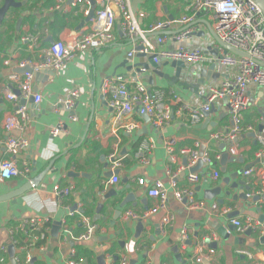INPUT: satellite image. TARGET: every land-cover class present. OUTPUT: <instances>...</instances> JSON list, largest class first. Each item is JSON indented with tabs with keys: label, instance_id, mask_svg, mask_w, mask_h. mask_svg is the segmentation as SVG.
<instances>
[{
	"label": "crops",
	"instance_id": "obj_1",
	"mask_svg": "<svg viewBox=\"0 0 264 264\" xmlns=\"http://www.w3.org/2000/svg\"><path fill=\"white\" fill-rule=\"evenodd\" d=\"M68 1L14 0L17 4L23 3L22 6L11 7L0 26V87L10 84L7 77L11 73L22 76V73L17 72V63L27 59L38 61V50L30 51L26 45L20 44L22 36H39V47L45 48L52 42L66 41L73 33L89 31L92 21L84 16L87 5L72 6ZM2 4L3 0H0V7ZM142 10L143 0H140L135 13L142 29L153 21L178 18L188 13L187 3L175 0H158L151 12L142 14ZM201 30L203 37L194 35L190 41L204 50L205 59L199 64L200 70L213 64L217 54L216 44L206 32V27L202 25ZM173 34L166 32L162 35L167 38L162 44L156 43L157 34H148L154 47L153 52L174 51L177 44L171 39ZM113 37V45L78 55L52 75L41 73L34 76L32 92L41 96L38 104L31 103L30 98L21 99L17 104L0 102V160L7 158L2 145L9 136L5 122L17 116L18 108L24 107L27 119L22 121L23 130L11 133L14 137H23L28 141V147L15 161L19 169L25 164L29 169L26 177L0 183V195L27 182L34 181L36 184L24 195L0 203V264H66L71 250L78 257L84 258V264H97L100 257L105 264H120L123 259L128 264H192L194 257L199 254L198 247L203 255L213 250L214 256L209 264H247L246 257L238 254L240 251H249L264 264V245L259 244L254 237H246L236 229L233 230L231 223L232 220L257 222L260 225L257 237L263 236L264 228L260 219L264 221V204L253 198L246 201L239 199L242 192L233 187L235 180L229 179L225 183L226 178L241 170L244 165L254 166L257 163L255 154L259 145L256 137L264 131V87L250 86L248 89L251 104L242 113V123L250 131L239 137L237 161L227 163L226 171L222 173L223 167L219 165L220 159L217 161L216 156L222 154L221 145H225L224 151L227 153L229 144L204 142L209 135L227 126L229 120L225 102L216 103L215 112L198 125H192L187 115L174 116L162 129L155 130L148 119L137 114L117 120L107 106L100 88L104 79L120 78L129 84L130 89H133L134 82H139L150 89L164 91L171 104L172 96L175 95L181 103L200 106L204 103V88L232 78L234 72L215 66L220 78L199 87L198 95H195L182 86L186 82L183 79L186 70L182 71L178 82L169 84L172 82L166 77H174L175 70L165 64V60L157 64L160 76L153 72L154 67L136 74L134 67L149 64L150 56L135 54L132 58L127 57L132 49L139 48V42H128L121 36L119 21L115 24ZM198 73L187 82L195 83ZM73 90L78 92V96L71 111L67 112L63 102ZM59 101L62 105L56 108ZM69 115L74 117L73 121L69 120ZM205 122L207 125L203 128ZM58 123L63 124V129L53 138L50 131ZM129 124H136L138 128L128 132L124 126ZM259 127H262L261 132ZM147 138H152L155 144L147 164H144L135 158V154L140 142ZM169 138L178 139L176 151L172 155L164 147V141ZM195 144L200 147L197 149ZM181 148L197 149L199 153L208 152L212 165H203L196 170L186 169L187 158L178 153ZM112 155L121 164L116 170L118 182L114 185L109 184L111 177H104L112 172ZM179 168L182 169L180 173L170 180L167 172H176ZM213 171L219 173L216 180ZM190 173L199 177L194 185L193 199L195 203L202 204L200 209L175 200L169 188L172 182L178 188H186ZM138 179H144L148 185L154 181L163 183L168 189L165 209L145 216L158 203L147 196L146 185H137ZM237 180L243 181L248 191L257 187L254 177L247 179L241 174ZM55 187H70L72 190L68 196L56 199L53 192ZM213 189H220V192L207 199L206 194ZM111 192L118 196L116 208L106 209L111 200L104 197ZM130 194L132 198L126 199L119 207L121 201ZM213 204H217L220 209H228L230 213L222 215L213 211ZM99 205L104 207L98 208ZM115 210L120 215L111 225ZM127 213L142 218H128ZM166 215L172 216L173 220L170 226L163 227L162 219ZM32 218L44 222L45 238L29 245L27 235L19 231L18 226ZM83 219H87L88 224L95 226L96 230L90 240L80 242L77 239L86 229ZM138 221L142 223V229L137 232ZM9 229L13 230L12 236ZM183 229L187 235L184 244L180 237ZM10 246L14 249L12 260L8 253ZM27 246L30 248L28 263L26 252L22 251ZM3 248L6 254L1 253ZM115 259V262L112 261Z\"/></svg>",
	"mask_w": 264,
	"mask_h": 264
},
{
	"label": "built area",
	"instance_id": "obj_2",
	"mask_svg": "<svg viewBox=\"0 0 264 264\" xmlns=\"http://www.w3.org/2000/svg\"><path fill=\"white\" fill-rule=\"evenodd\" d=\"M94 2L92 24L88 32H76L70 35L66 41H55L45 48L39 47V36L27 34L20 38V44L26 45L28 50H38L39 56L37 62L23 60L17 63V68H30V73H22V76L11 73L8 75L10 84L0 87V102L7 101L14 104L21 99L32 98L35 104L41 101V96L33 94L32 83L35 73L43 71L58 72L64 65L74 57L90 51L100 50L109 45H113V31L117 21H119L121 36L128 42H139L140 50L132 49L128 54V58H132L135 54L152 56L151 61L158 64L161 60L165 61H181L186 65V73L183 76L184 81L193 80L200 71L199 64L205 59L204 50L196 43H190L192 37L203 32L201 22L211 30V33L225 46L243 53L245 57H236L231 54H224L222 49L216 44L217 56L214 57L213 63L227 71L234 72L232 78L225 79L220 83H212L204 88V103L200 106H189L181 103L172 96V104L167 101L164 91L150 89L139 82H134L133 89L129 84L120 78H106L101 84V94L103 95L107 106L114 112L117 120H123L125 117L137 114L139 117H147L155 130L162 129L171 120L172 117H182L187 115L192 125H198L205 119V114L209 113L212 106L216 103L225 101L228 114V124L220 132L209 135L205 144L209 142L228 143L227 154L229 157L236 158L239 155V146L237 144L240 136L250 131L249 127H244L242 123V113L250 107L251 99L248 95L250 86L264 87V16L260 9L248 0H188L186 15L178 18L156 20L147 25L145 29L139 26L136 13L132 9V0H92ZM60 2V1H59ZM79 4L87 5L84 16L88 17L91 4L90 0H72L71 5ZM58 8V7H57ZM195 25L188 27L189 25ZM205 26V25H203ZM206 27V26H205ZM208 30L206 29V32ZM166 32L174 33L171 39L176 42L177 47L174 51H162L154 53V47L149 41L148 34H157L156 43L162 44L167 38L162 36ZM205 32V31H204ZM209 33V32H208ZM210 36V34H209ZM213 40V38L210 36ZM186 41L189 43L187 44ZM214 42V41H213ZM210 49V48H208ZM145 69H141L140 73ZM136 73V74H140ZM78 92L73 90L69 97L63 102V106L67 112H70L74 106L75 98ZM61 101L56 103V108ZM16 117H11L5 122V129L9 132L2 145L5 149L7 158L0 160V183L8 181L12 178L26 177L29 169L25 164L19 169L16 164V157L25 151L28 147V141L23 137L12 136L13 131L23 130L22 121L27 119L25 108L20 107L16 111ZM69 120L73 121L74 117L69 115ZM125 130L130 132L138 126L129 124L124 126ZM63 129V124L58 123L50 131L51 137H56ZM259 148L255 154L257 163L242 172V176L249 179L254 177L257 183L255 190L246 193V199L250 200L258 197V202L264 204V131L256 137ZM177 138H169L164 142V147L169 155L176 150ZM152 138L144 139L137 147L135 158L140 162L147 164L150 151L154 147ZM198 149L199 144H195ZM205 148V147H204ZM197 149L181 148L178 153L187 158V168L192 169L198 162L204 165H212L210 155L203 151L199 156ZM220 154L216 156V160L220 159ZM111 171L114 172L120 168V160L110 156ZM182 169L176 172L168 171L167 174L174 178ZM219 177L217 171H213V178ZM199 177L195 173L187 176L188 186L186 188H178L175 183L170 184L172 196L178 202H186L191 208L200 209L201 203L194 202V185L197 184ZM118 182V178L113 176L110 178L109 184L114 185ZM138 186H147V196L157 201L145 216L155 214L166 208L168 201V189L165 188L161 181H154L148 185L144 179L137 180ZM72 189L70 187L60 189L54 188V196L61 199L68 196ZM213 211L222 215L230 213L228 209H220L217 204L211 206ZM126 217L132 219H141V216L127 213ZM172 216L166 215L162 219V226L168 227L172 223ZM46 222V221H45ZM86 223L84 233L78 237V241L85 242L92 238L96 227L89 225L87 219H83ZM232 225L239 233L246 230L257 234L260 225L257 222L246 220L240 222L232 220ZM18 230L24 232L29 240V245L38 243L45 238L44 222L39 219H29L23 221ZM10 235L13 230L9 229ZM181 242L184 244L187 235L186 230L181 232ZM12 242L13 238H12ZM22 251L26 252V263L30 260V248L23 247ZM195 256L192 264L211 263L214 256L213 250H209L205 255L200 253ZM2 254H6L5 249L1 250ZM238 254L246 257L247 264H261L253 254L249 251H240ZM66 264H83L81 260L76 258V253L71 250L67 258ZM120 264H128L126 259Z\"/></svg>",
	"mask_w": 264,
	"mask_h": 264
},
{
	"label": "water",
	"instance_id": "obj_3",
	"mask_svg": "<svg viewBox=\"0 0 264 264\" xmlns=\"http://www.w3.org/2000/svg\"><path fill=\"white\" fill-rule=\"evenodd\" d=\"M248 1H251L253 2L259 9L260 11L262 12L263 16H264V0H248ZM69 3L72 2V0H69L68 1ZM140 3V0H133L132 1V9L134 12H136V8H137V5ZM23 3H15L14 0H3V4L2 6L0 7V26L2 25L3 23V20H4V17L7 13V11L12 7V8H19L22 6ZM90 4H91V9H90V12H89V15L87 17V20H90L93 18V10H94V2L92 0H90ZM19 23V21H18ZM17 23V24H18ZM203 25L206 26V29L208 30L210 36L213 38V41L222 49L223 53L224 54H231L233 56H236V57H245V55L243 53H240L238 51H235L227 46H225L224 44H222L214 35L213 33H211V30L209 29V27L206 25V23H203L201 22ZM196 23H193L191 25H189L188 27H191L193 25H195ZM204 33L201 32L199 34H197V36H202L203 37ZM141 47H139L137 49L140 50ZM209 51V49L207 50ZM139 54V53H138ZM142 55V54H141ZM146 56V55H144ZM217 56V54H216ZM151 58L152 56L148 57V59L150 60L149 64H138L134 67L136 73H140V70L143 68L145 70H150V67H154L153 69V72L156 74V75H161V73L158 71V65L154 64L152 61H151ZM165 64H169L171 68H173L175 70V75L174 77L172 78H169V77H166L168 78L167 80L171 81L172 83H169L170 85H173L174 83L178 82L180 80V76H181V73L183 70L186 69V65L184 62H181V61H167ZM264 67V64H260ZM18 73H30L31 70L30 68L26 67L24 69H20V70H17ZM43 73H48L50 75H52V72H46V71H43ZM41 73H35L34 76L37 77L38 75H40ZM220 78V73L216 71V67H215V63L211 64L208 68L206 69H201L198 73V78L196 79L195 83H192V84H189V82H183L182 83V86L185 87L187 90H189L191 93L195 94V95H198L197 92H198V89L199 87L205 85L206 83H209L210 81H217L218 79ZM31 103H33V99L30 98L29 100ZM225 102V101H223ZM214 106L211 107L209 113H206L205 114V119H208L209 115H211L212 113H214ZM146 119H148L147 117H145ZM207 123L205 122L204 125L202 126L204 128V126H206ZM199 127V126H198ZM262 131V127H259V132ZM220 150L222 151V154H221V157H220V160H219V165L221 167H223V169H221L222 173H225L226 169H225V166L227 163H233L235 161H237L235 158H230L228 156V154L224 151L225 150V145H221L220 146ZM202 152L203 151H200L199 153V156L202 155ZM204 164H202L201 162H198L195 166V168H193L192 170H196L198 168H201ZM205 166V165H204ZM252 167V164L250 165H244L243 168L237 172H235L233 175H230L228 178L225 179V183H228V180L229 179H232V180H235V184L233 185V187L235 188H239L241 190V195L238 196L239 199H242L244 201H246V192L249 190L248 187L245 186V183L241 180H237V177L239 175L242 174V172L248 170L249 168ZM117 173V171H114V172H110L108 173L107 175H104V177H113L115 176ZM35 182H27L25 184H23L22 186H20L19 188L7 193V194H4V195H0V203H3V202H10L14 199H16L17 197L19 196H22L24 195L26 192L30 191V189L32 187H35ZM220 192V189H213L211 191H209L207 194H206V198L207 199H210V198H213L216 194L218 195V193ZM106 200H111L107 206L105 207L106 209H115L116 208V203H117V200H118V196L115 192H111L109 193V196H106L104 197ZM132 198V195H128V197L124 198L121 203L119 204V207L122 206L123 202L126 200V199H131ZM236 197H234L235 199ZM254 201H258V197H254L253 198ZM222 201H219V203H221ZM104 206L103 205H99L98 208H103ZM75 209V207H74ZM235 215H237L236 213H234ZM120 215V212L115 210L114 211V215H113V223L118 219V216ZM233 215V216H235ZM260 223H262L263 225V228H264V221L263 219H260ZM126 227L128 226V224L125 225ZM142 229V223L140 221H138V228H137V232L140 231ZM233 230H235L236 228L233 226L232 227ZM260 230V228H259ZM243 234L246 236V237H254V239H257L258 240V243L261 244V245H264V235L263 236H260V237H257L258 234H255L253 232H251L250 230H246L243 232ZM121 246H123L122 243H120ZM9 257L11 258L12 260V257H13V253H14V249L12 246L9 247ZM112 261H116L115 260H112ZM97 264H105L103 259L100 257L97 259ZM132 264V263H130Z\"/></svg>",
	"mask_w": 264,
	"mask_h": 264
},
{
	"label": "trees",
	"instance_id": "obj_4",
	"mask_svg": "<svg viewBox=\"0 0 264 264\" xmlns=\"http://www.w3.org/2000/svg\"><path fill=\"white\" fill-rule=\"evenodd\" d=\"M156 1H158V0H143V10H142V14H145V12H151L153 10V6H154V4H155ZM175 1L178 2V3H185V2L188 3V0H175ZM76 258L78 260H81L82 263L85 262L84 261V258L78 257L77 255H76ZM117 263L118 262H116L114 264H117Z\"/></svg>",
	"mask_w": 264,
	"mask_h": 264
}]
</instances>
